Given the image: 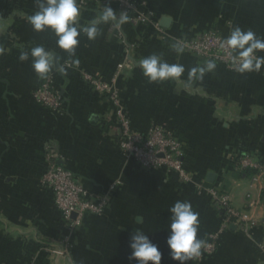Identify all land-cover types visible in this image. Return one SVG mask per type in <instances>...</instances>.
<instances>
[{
	"label": "crops",
	"instance_id": "0c3cea01",
	"mask_svg": "<svg viewBox=\"0 0 264 264\" xmlns=\"http://www.w3.org/2000/svg\"><path fill=\"white\" fill-rule=\"evenodd\" d=\"M146 1L158 26L162 17L170 19L168 28L159 26L160 32L128 22L118 28L115 21H100L94 41L78 37L74 56L57 47L51 30L33 31L28 17L39 10L37 0L2 4L0 264H52V252L67 234L51 191L41 184L48 151L56 155L54 166L70 171L92 195L118 182L103 216L86 215L72 233L71 259H53L54 264H137L129 260L131 234L137 230L158 246L161 264H179L166 244L169 210L177 201L190 202L199 213L197 238L210 243L222 217L207 189L225 194L231 207L247 213L255 226L246 234L230 225L219 234L215 252L200 264H264L259 249L264 242L263 182L252 185L255 171L237 167L239 157L247 155L264 166V66L259 73L241 75L216 63L202 80L189 81L190 69L207 60L177 54L171 46L175 38L190 39L209 29L228 36L235 26L264 38V0ZM79 11L78 28L99 20L102 12L97 3ZM36 46L53 54L49 74L63 101L60 114L39 107L32 98L42 79L31 67L32 58L21 62L19 56ZM152 54L183 65L185 72L179 79L148 83L139 62ZM85 76L114 80L123 112L138 133L160 126L173 134L183 150L188 183L161 169L146 171L119 151L113 108Z\"/></svg>",
	"mask_w": 264,
	"mask_h": 264
},
{
	"label": "built area",
	"instance_id": "2783aa9c",
	"mask_svg": "<svg viewBox=\"0 0 264 264\" xmlns=\"http://www.w3.org/2000/svg\"><path fill=\"white\" fill-rule=\"evenodd\" d=\"M19 0H0L4 3L18 2ZM99 4L100 10L110 6L117 11V19L121 12H127L128 23L133 26H153L162 31L155 13L149 9L146 0H77L79 7H87ZM161 35V39H164ZM226 38L218 31H207L197 34L192 39H173V44L183 49V52L192 53L204 60L214 59L217 64L231 72H235L230 57L221 50L220 43ZM70 65L67 64V67ZM85 80L99 96L107 100L113 110L114 133L118 140L119 151L130 157L146 171L163 170L167 174H175L178 181L186 184L190 181L183 165V150L173 134L160 126L151 127L145 135L135 131L129 119L123 112L120 104L119 91L113 86L114 80L103 82L90 76ZM54 75L49 74L43 78L39 86L33 91L32 98L36 105L60 114L63 110V101L55 87ZM56 155L53 151L47 153V170L44 173L41 184L49 189L62 219L67 223L69 231L77 229L85 215L103 216L108 205L110 194L115 190L117 183L108 187L105 193L99 195L90 194L86 188L74 177V175L61 167H55L53 159ZM239 171L254 170L250 177L252 185L259 180L263 182L264 191V166L254 161L250 156L239 157L237 161ZM213 209L221 214L222 222L219 232L211 237V242L202 249V255L192 260L193 264H200L205 256L215 252L219 234L230 225H236L241 231L248 234L254 228L255 222L247 213L235 211L228 197L214 189H207ZM247 197H250L248 194ZM251 207L252 204L250 203ZM259 249L264 253V242L259 244Z\"/></svg>",
	"mask_w": 264,
	"mask_h": 264
},
{
	"label": "clouds",
	"instance_id": "9594fccd",
	"mask_svg": "<svg viewBox=\"0 0 264 264\" xmlns=\"http://www.w3.org/2000/svg\"><path fill=\"white\" fill-rule=\"evenodd\" d=\"M38 11L28 17V23L33 31L39 33L51 30L57 37V47L69 56L75 55L81 35H86L88 40L94 41L99 35L98 23L100 21H115L120 27L129 19L127 12L117 14L110 6L103 7L99 20H93L88 26L77 27L80 11L77 0H37ZM177 54L183 49L172 46ZM221 50L225 51L231 59L234 70L241 75L259 73L264 66V38L257 37L252 30L244 31L239 26L231 29L230 34L222 39ZM32 58L31 67L35 74L43 79L53 69V54L43 46H36L28 51H22L19 56L21 62ZM78 64L79 61H73ZM143 76L148 83H162L168 80L179 79L185 72L181 64H169L162 61L161 56L152 54L139 62ZM214 59L207 60L203 66L190 69L189 81L202 80L204 75L216 69ZM171 223L166 244L170 251V258L179 264H187L201 257L206 241L197 238L199 229V213L194 211L190 202L177 201L170 208ZM129 260L137 264H161L162 253L149 236L137 230L131 234Z\"/></svg>",
	"mask_w": 264,
	"mask_h": 264
},
{
	"label": "rangeland",
	"instance_id": "374dc122",
	"mask_svg": "<svg viewBox=\"0 0 264 264\" xmlns=\"http://www.w3.org/2000/svg\"><path fill=\"white\" fill-rule=\"evenodd\" d=\"M148 4V3H147ZM207 31H217V30H215V29H209V30H207ZM207 31H205V32H207ZM198 34H201V33H198ZM197 35V34H196ZM195 35V36H196ZM194 36V37H195ZM225 37H227V35H224ZM194 37H192V38H194ZM192 38H190V39H192ZM180 39H183V38H180ZM185 40H187V39H185ZM173 44V41L171 42V46H173L172 45ZM52 199H53V197H52ZM53 203H54V200H53ZM54 205H55V203H54ZM56 207V206H55ZM86 216V215H85ZM84 216V217H85ZM83 220H84V218H83ZM83 220H82V222H81V225L78 227V228H80L82 225H83ZM66 223V222H65ZM66 226H67V223H66ZM77 228V229H78ZM76 230V229H75ZM75 230H73V231H69L68 230V227H67V234L66 235H64L61 239H60V241L58 242V246L54 249V251L51 253L52 255H54V257L52 256V259H50V262L52 263V264H54L53 263V259H54V262L56 263V261L57 260H59V259H65V258H68V259H71V257H72V252H73V247H74V244H73V240H72V233H74L75 232ZM47 252L48 253H50L51 251L50 250H47Z\"/></svg>",
	"mask_w": 264,
	"mask_h": 264
},
{
	"label": "water",
	"instance_id": "95a60500",
	"mask_svg": "<svg viewBox=\"0 0 264 264\" xmlns=\"http://www.w3.org/2000/svg\"><path fill=\"white\" fill-rule=\"evenodd\" d=\"M169 23H170V19H169V18H167V17H162V18L160 19L159 26H160L161 28H168V27H169ZM212 179H213V174H209V175H208V180H209V181H212Z\"/></svg>",
	"mask_w": 264,
	"mask_h": 264
},
{
	"label": "trees",
	"instance_id": "16d2710c",
	"mask_svg": "<svg viewBox=\"0 0 264 264\" xmlns=\"http://www.w3.org/2000/svg\"><path fill=\"white\" fill-rule=\"evenodd\" d=\"M4 2H0V8L2 7V4H3ZM216 30V29H215ZM219 33H221V34H223L222 32H220V31H218ZM223 35H225V34H223ZM64 106V105H63ZM75 177V176H74ZM62 218V217H61ZM77 230V229H76ZM75 230V231H76Z\"/></svg>",
	"mask_w": 264,
	"mask_h": 264
}]
</instances>
